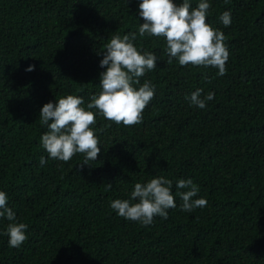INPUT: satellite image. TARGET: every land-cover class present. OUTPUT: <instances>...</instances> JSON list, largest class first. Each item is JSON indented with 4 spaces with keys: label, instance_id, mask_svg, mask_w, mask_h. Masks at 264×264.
Here are the masks:
<instances>
[{
    "label": "trees",
    "instance_id": "1",
    "mask_svg": "<svg viewBox=\"0 0 264 264\" xmlns=\"http://www.w3.org/2000/svg\"><path fill=\"white\" fill-rule=\"evenodd\" d=\"M208 2L206 22L227 38L223 76L168 64L164 38L139 36L140 0H0V191L28 225L27 240L12 248L10 221L0 218V264H264V0ZM130 33L157 57L140 78L155 86L142 122L117 125L97 113V160L51 159L41 109L67 95L86 108L102 91L107 43ZM197 89L202 99L215 94L204 109L185 99ZM158 176L173 181L177 207L166 220L144 226L110 207ZM180 179L207 205L182 211Z\"/></svg>",
    "mask_w": 264,
    "mask_h": 264
},
{
    "label": "clouds",
    "instance_id": "2",
    "mask_svg": "<svg viewBox=\"0 0 264 264\" xmlns=\"http://www.w3.org/2000/svg\"><path fill=\"white\" fill-rule=\"evenodd\" d=\"M210 8L208 0H200L195 8L190 0H182V3L140 0L139 16L144 23L139 26V36L164 38L168 64L175 59L180 66L213 67L223 76L229 60L227 38L223 31L206 22ZM219 19L225 27L230 26L231 12L225 11ZM136 38V33L123 37L116 34L110 38L100 63V67L106 69L100 74L102 91L91 97L86 108L82 106L83 98L76 95H67L43 106L39 120L48 131L42 134L41 145L51 159L68 162L76 154H83L81 167L88 165L89 160H97L101 153L100 140L92 127L97 113L117 125L134 126L142 122L143 112L155 96V86L149 81L141 84L140 78L157 67V57L139 50L134 44ZM34 70V65L26 69ZM202 92L203 89H197L185 99L204 109L206 101H211L215 94L209 92L202 99ZM46 163L42 156L40 165ZM107 188L111 190L112 185L107 184ZM176 188L187 189L176 193L182 200V211L192 212L207 205L206 199H193L198 196L199 187L191 179L178 180ZM172 189V180L158 176L147 183H136L130 199H116L110 202V207L120 217L149 226L157 216L166 220L168 210L177 207ZM7 205V193L0 191V218L10 221L6 228L9 246L19 248L28 238V225L18 222L16 213Z\"/></svg>",
    "mask_w": 264,
    "mask_h": 264
}]
</instances>
